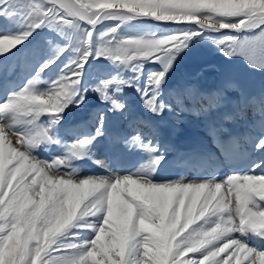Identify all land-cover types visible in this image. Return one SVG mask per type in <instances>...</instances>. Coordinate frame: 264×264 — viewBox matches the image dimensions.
Here are the masks:
<instances>
[{"label":"snow or ice","instance_id":"6c2138e0","mask_svg":"<svg viewBox=\"0 0 264 264\" xmlns=\"http://www.w3.org/2000/svg\"><path fill=\"white\" fill-rule=\"evenodd\" d=\"M145 20L177 28L125 34ZM9 26L0 78L18 73L20 83H0V264H264V86L225 76L168 87L180 53L211 34L227 59L264 75V0H0V29ZM44 30L63 43H36ZM102 60L115 69L90 86L102 107L62 154L42 159L64 142L58 126L85 104L86 74ZM132 87L136 118L123 95ZM116 117L126 126L110 134ZM165 122L196 126L179 163L195 161L206 176L158 174L173 150ZM104 137L132 158L116 168L95 161L104 173L80 176L72 162Z\"/></svg>","mask_w":264,"mask_h":264},{"label":"bare ground","instance_id":"6f19581e","mask_svg":"<svg viewBox=\"0 0 264 264\" xmlns=\"http://www.w3.org/2000/svg\"><path fill=\"white\" fill-rule=\"evenodd\" d=\"M12 29V28H9ZM8 27H5L3 29H0V32L7 31ZM43 39V38H42ZM40 40V41H39ZM54 40V39H53ZM56 42V40H54ZM36 43H47V41L41 40L39 38ZM27 51V50H26ZM24 59V54L22 53L20 56L16 58L15 62H20ZM11 63V62H6ZM98 71V69H97ZM96 72V71H95ZM97 73V72H96ZM223 73V72H222ZM222 73H215V75L212 76H202L199 79V82L204 84V85H212L221 78L225 77L226 75H223ZM226 74V73H225ZM93 75V74H92ZM99 75V74H98ZM97 75V76H98ZM88 76V75H87ZM94 77V76H93ZM55 76H51L48 74L46 79H54ZM89 77H85V84H89ZM98 78V77H97ZM96 78V79H97ZM235 78L243 81L246 83L249 87L255 89L261 86V83L258 82L257 80V75L252 74L248 69L240 73V75L236 76ZM92 81L95 79L90 78ZM179 82V80H175L174 82L172 81L171 83L168 84V87L171 88L174 85H176ZM0 83L3 84L4 87H13L16 86L20 83V77L18 73H13L12 75H8L5 73L2 78H0ZM89 86V85H88ZM42 88L47 87V85H42ZM131 91L132 96L129 95V92ZM90 93V94H89ZM123 95L126 98V103L129 108V115L130 118H136L143 113V109L140 105L139 99H138V94L136 93L135 88H126L124 89ZM102 107L101 101L99 100L98 96L96 93L92 92L90 90L89 86V92H88V97L85 100V104L82 106L81 110H75L73 106L70 107V109L66 110L65 112V118L64 120L61 121V126H58L59 129V135L63 137V143L59 146H52L48 151L40 150L39 155L41 156L42 159H49L51 155H59L60 153H63V149L67 146V144L71 143L70 140L73 139V132L70 134L68 130H64L63 128L67 126L70 122H76V125L78 127L85 123L91 113L95 111L96 109ZM126 123L122 121L119 117L114 118L111 123L109 124V132L112 133L114 129L125 127ZM77 127V128H78ZM162 131H165L167 133V136H169V144L172 146L174 149V146L177 142H185L186 139H193L195 141L196 136H197V128L194 124H185L181 127L174 126L172 123L165 122L162 126ZM243 131V129H241ZM90 156H86L84 159H79V160H74L72 162L73 167H75L78 171V174L82 176L81 174H84V176L90 175L87 172V168H84L83 165L87 164L91 166V169H97L100 168L95 161H104L107 162L109 167L116 168L118 166L125 165L132 157L131 154L126 151V149L123 148L122 145L118 143H113L109 146H106L104 144V138H98L96 141L93 142V144L90 146ZM167 151L165 155L168 153ZM112 155L115 164H113L108 157ZM89 170V169H88Z\"/></svg>","mask_w":264,"mask_h":264},{"label":"rangeland","instance_id":"374dc122","mask_svg":"<svg viewBox=\"0 0 264 264\" xmlns=\"http://www.w3.org/2000/svg\"><path fill=\"white\" fill-rule=\"evenodd\" d=\"M176 28H177L176 25L162 24L151 20L134 21L132 22L131 25L125 27V34L139 35V34H145L148 32L155 31L160 35H166V34H170ZM14 31H16L14 27L11 26L8 27L7 32H14ZM211 37L212 38H206L205 36H201L198 38H194L190 42L189 48L186 49L184 52L180 53V55L176 58V62L174 63L173 66V71L169 74L168 84L171 83L172 81L174 82L175 80L181 81L183 79H190L193 77L199 80L202 76H206V77H208L209 75L212 76L215 75L216 72L217 73L223 72L222 73L223 75L236 77L240 75V73H242L243 71L245 72V70L248 69L244 61L239 57H236L232 60L227 59L219 50L217 45L212 42L213 39L220 38V34H211ZM39 38H41V40L44 41H47L48 38H52L56 40V43H63V39L58 34L54 32H50L48 30H44V32L37 38V40ZM146 67L152 68L151 65H148ZM114 72L115 69L112 67L111 64L108 63V61L106 60L93 61L92 67L89 69L88 73L86 74V77H89L87 78L89 79L88 81L89 84H87V86L88 85L91 86L96 82H98V78L104 77L106 74H111ZM49 75L50 77L52 75L56 76L57 71L54 70L51 73H49ZM123 75L125 77H131L133 73L130 71H126L123 73ZM256 75L258 79L257 81L261 83V86H264V75L261 74H256ZM90 78H93L95 80L92 81ZM129 95L130 96L133 95L131 94V91L129 92ZM87 97H88V93L86 95V98ZM83 105L84 104H82L79 108L73 105V108L75 110H81Z\"/></svg>","mask_w":264,"mask_h":264}]
</instances>
